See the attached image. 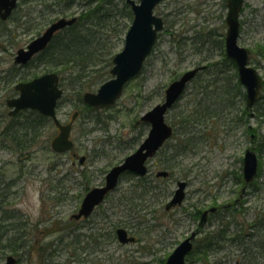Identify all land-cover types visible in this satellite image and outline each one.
Masks as SVG:
<instances>
[{"label":"rangeland","instance_id":"374dc122","mask_svg":"<svg viewBox=\"0 0 264 264\" xmlns=\"http://www.w3.org/2000/svg\"><path fill=\"white\" fill-rule=\"evenodd\" d=\"M80 1L75 0L64 14L49 15L43 25L38 16L43 15V4L19 1L14 16H21L23 21L8 20L11 35L0 39V221L6 219L15 240L12 247L0 251V262L12 254L18 264H40L35 246L52 243L58 248L51 251L57 264H160L195 228L198 218L193 219L192 214L196 208L232 202L228 208L221 207L211 214L201 228L203 237L217 227L228 226L223 247L206 255L194 252L187 264H264V0H244L239 16L238 43L250 50V63L262 78L253 108H246L243 115L245 96L237 95L234 106L220 112V117L198 121L196 113L203 112L205 99L213 88L221 89L226 78L231 83L237 79L235 68L232 71L230 67L218 72L208 67L198 72L166 113V121L175 129L174 137L147 161L146 178L155 188L144 193L145 198L136 199L139 206L135 211L120 198L130 195L139 179L124 175L86 220L72 217L86 191L101 184L108 169L146 136L149 125H135L139 116L163 100L167 84L182 72L198 64L221 61L226 7L223 0H161L155 12L163 17L164 27L142 72L128 81L115 104L86 109L75 87L62 86L64 92L56 107L58 118L67 122L73 112L78 114L70 134L73 147L56 153L50 147L57 132L54 124L45 122L31 139L32 132L24 133L19 122L25 120L27 110L16 116L8 114L5 100L17 95L14 84L19 79L9 80L5 69L13 64L16 50L51 21L77 14ZM131 19L132 14L123 19L127 28ZM111 37L112 42L117 41L115 33ZM122 45L123 41L115 51ZM36 64L39 63L34 60L29 66L16 69L28 74L24 80L57 71ZM98 85L83 91L95 90ZM236 117H242V121L236 122ZM191 134L196 143L189 148L183 140ZM184 146L187 147L183 149ZM246 148L256 153L257 174L244 185L240 178ZM165 156L171 157L170 174L156 180L155 173L162 169L159 164ZM181 179L187 181L185 197L180 205L166 210L164 205ZM254 222L257 225L252 226ZM116 223L140 240L119 242L109 234ZM90 232L100 236H88ZM22 237L31 245L28 249L15 248ZM73 237L79 240L75 249L77 239L71 244Z\"/></svg>","mask_w":264,"mask_h":264},{"label":"water","instance_id":"95a60500","mask_svg":"<svg viewBox=\"0 0 264 264\" xmlns=\"http://www.w3.org/2000/svg\"><path fill=\"white\" fill-rule=\"evenodd\" d=\"M160 0H126L130 4L133 18L129 25L122 48L112 58L110 78L102 82L96 91H85L82 94L83 101L94 107H107L115 103L121 96L124 85L132 77L140 73L144 59L150 53L157 38L158 31L163 28V20L154 13V7ZM243 0H227V24L225 34L226 56L235 62L238 79L246 92V104L252 107L260 91L262 81L256 68L249 64V50L237 43L239 32V10ZM17 0H0V19L5 20L16 7ZM75 16L70 18L59 17L53 20L39 35L31 39L25 47H20L14 55V62L27 63L33 55L44 49L54 33L63 27L72 24ZM204 65H198L184 71L178 78L172 80L165 88L163 101L156 103L152 108L140 116V120L150 124L146 137L139 146L126 155L123 160L113 165L105 174L104 183L90 188L83 196L78 211L73 214L74 218L88 217L95 206L104 199L105 195L113 190L118 183L121 173L131 171L137 175H144L147 171L146 160L153 156L162 146L164 141L172 134V126L166 123L165 113L181 95L188 81ZM19 91L18 96L6 99V104L12 109L9 114H14L23 108H32L52 118L58 127V133L51 139L50 146L55 152L61 153L73 146L70 138L71 122L61 123L55 113V106L63 93L59 86V76L56 72H45L27 81H19L14 85ZM77 112L72 116L75 117ZM82 157L80 161H82ZM243 178L245 182L251 181L257 172V156L254 150L246 148L243 156ZM157 175H167L166 170H160ZM186 181L177 182V187L171 199L166 203L168 209L172 205L180 204L184 198ZM216 206L204 210L200 216L199 224L206 220L208 211H215ZM116 237L121 243L133 242L135 236L129 234L123 227L115 230ZM196 234L192 231L189 236L179 242L168 254L164 264H185V255L192 248L191 239ZM0 264H16V257L8 254Z\"/></svg>","mask_w":264,"mask_h":264},{"label":"trees","instance_id":"16d2710c","mask_svg":"<svg viewBox=\"0 0 264 264\" xmlns=\"http://www.w3.org/2000/svg\"><path fill=\"white\" fill-rule=\"evenodd\" d=\"M26 1H36L43 4V15H38L42 18L41 21L54 13L64 14L65 11L70 9L75 2V0H20V3H25ZM79 5H81V9L77 13V20L73 24L57 31L47 47L35 55L29 63L26 65L12 64L10 68L5 69L6 74H4L9 80H12L14 77H17L18 79H26L28 74H20L19 69L20 67L29 66L31 62L35 60L39 64L42 63L47 70H57L60 77V84L64 86L65 89H73L75 87L74 89H77L78 97L81 99V92L83 90L91 89L93 86L98 85L110 76L109 70L112 66V57L116 52L115 48L123 41L125 29L127 28V24L123 19L126 16H131V10L124 0H81ZM223 7H225L224 2ZM14 12L6 21L0 20V39L1 37H9L11 35V30L7 24L8 20H13L17 23L23 21L20 19L21 16H14ZM41 21H39V23L43 25L45 22ZM113 33L118 37L116 42L111 41V35H113ZM200 40L203 41L202 38ZM39 64H36V66ZM16 67H19V69H16ZM208 67H212V69L217 72L229 67L232 71L234 69L233 61L225 57L224 52H222V59L220 62L215 61L209 63L206 68ZM232 76L235 75L232 74ZM226 79L227 80L224 84L221 85V89L217 90L213 88V93H211L210 96L207 95V98L205 99L206 107L204 106L203 112L199 111L197 112L199 114L196 113L198 121L204 120L205 117L208 120L213 117H220V112L234 106V96L241 95L244 97V92L242 91L238 80L236 79L231 83L229 78ZM83 107L86 109H93L88 106ZM246 108L247 107L242 109L243 115H246ZM25 112V120L23 119L19 121L20 129H24V133L31 131V139L36 137L38 134V128H40L41 125L45 124L47 121H50L51 123V120L48 117L35 110H27ZM234 120L236 122L242 121V117H236ZM140 124L143 127L145 126V123L143 122H140ZM135 125H137L136 122ZM174 135L175 129L172 136L174 137ZM194 137L193 134L185 136L183 143L188 145L189 148H192V146L195 145L193 143H196V140L193 142ZM166 144L167 143L164 145ZM186 147L187 146H184L183 149ZM163 148L164 146L161 147V149ZM170 161L171 157L165 156L159 164L163 169L169 170V174L172 167ZM127 174L130 173H125L122 176ZM146 177V175L138 177L139 181L136 185H133L131 194L127 197H123V199L122 197L120 198L121 200L125 199V205L135 211L136 206H139L136 199L145 198L144 193H147L152 187L155 188L154 185H150V181H148ZM154 179L158 180L157 177ZM240 180V182H243L244 184L243 179L240 178ZM1 200L2 198L0 197V201ZM200 212L201 210L196 208L193 212V216H196ZM6 223V219L0 221L1 252H3L2 250L7 246L12 247L13 243H15V240H13L14 233H9L13 228H10L8 226L9 224ZM120 224L121 223H116L114 227L110 229L109 234H111L112 237H115V228L120 226ZM227 230L228 226L225 225L220 228L217 227L213 231L205 234L202 242L199 243L200 246L197 247L194 252H197L198 255H206L221 249V247H223L222 241L225 240L228 235ZM87 235L92 237L94 233L90 232ZM238 235L239 234H237L236 237H238ZM99 236L100 233H98V235L95 234L93 237ZM234 238L235 236L231 237V240ZM57 239L60 241V236ZM71 239V244H73L75 241L74 239L77 238L73 237ZM139 240L140 239L136 236V241ZM76 241L74 249L77 247V243H79L78 239ZM17 245L18 246L15 248L21 249H28L31 246L30 244H26V239L24 240L23 237ZM35 247L40 264H57L56 262H53V254L51 251L58 248L53 247L52 243H46L45 245ZM74 255L72 256L74 257ZM163 262L164 259L160 261V264H163Z\"/></svg>","mask_w":264,"mask_h":264},{"label":"flooded vegetation","instance_id":"af4514ba","mask_svg":"<svg viewBox=\"0 0 264 264\" xmlns=\"http://www.w3.org/2000/svg\"><path fill=\"white\" fill-rule=\"evenodd\" d=\"M223 2H224V4H225V7L227 8V0H223ZM222 4H223V3H222ZM8 110H9V109H8ZM22 111H23V110H19V111H17V112L15 113V116L18 115L19 113H21ZM57 131H58V129H57ZM237 201H238V200L235 199V200H234V203H236ZM231 204H232V202H231V203H230V202H227V203H225V204H223V205H216V206H217L216 211H214V212H212V213L209 212V213L207 214V219H206V221H205L202 225L199 224V219H200V214H201V212L198 213L196 216H195V215L193 216V214H192L193 217H192V216H191V217H192L193 219L198 218V222H197L195 228L191 229L190 232L184 237V238H186L187 236L190 235V233H191L192 231H196V234H195L194 237L191 239V241H192V249H191L190 252L186 255V262H188L189 257H190L191 255H193V253H194V251L196 250V248L200 246L199 243H201L202 240H203V238H204V236H203V237L200 236V235H201V228L203 227V225H205V224L207 223L209 216H210L211 214L216 213L221 207L228 208ZM168 209L170 210V207H169ZM203 210H204V209H203ZM255 225H257L255 222L252 223V226H255ZM245 234L248 235V233H245ZM239 237H240V236H239ZM184 238H183V239H184ZM179 242H181V241H179ZM240 243H242V242H240ZM240 243H239V244H240ZM240 245H241V244H240Z\"/></svg>","mask_w":264,"mask_h":264}]
</instances>
